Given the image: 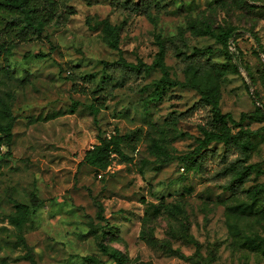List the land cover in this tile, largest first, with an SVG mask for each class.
Returning a JSON list of instances; mask_svg holds the SVG:
<instances>
[{"label":"rangeland","instance_id":"374dc122","mask_svg":"<svg viewBox=\"0 0 264 264\" xmlns=\"http://www.w3.org/2000/svg\"><path fill=\"white\" fill-rule=\"evenodd\" d=\"M110 1L72 0L66 26L36 40L0 25V42L12 47L0 52V110L5 102L16 118L10 142L0 132V264H112L101 243L121 251L123 264H264V0H168L151 18L115 12ZM206 24L237 32L225 45L202 34ZM180 33L189 53L205 50L211 61L181 72L167 54L169 77L183 85L163 88L152 66L157 40ZM121 57L146 72L116 89L95 122L93 96L72 90L69 67L98 82L102 62ZM210 90L232 131L252 132L255 172L243 198L183 161L195 156L206 119L192 107ZM103 133L130 135L129 159L115 154L105 171L80 164ZM217 166L209 158V171ZM15 201L32 208L22 229L10 219Z\"/></svg>","mask_w":264,"mask_h":264},{"label":"trees","instance_id":"16d2710c","mask_svg":"<svg viewBox=\"0 0 264 264\" xmlns=\"http://www.w3.org/2000/svg\"><path fill=\"white\" fill-rule=\"evenodd\" d=\"M72 0H0V25L12 32L21 41L36 40L42 37L49 26L56 28L65 27L71 16L76 14V9L70 4ZM168 0H111V9L121 14L135 15L144 14L152 17L154 12H167ZM202 34H208L223 44L236 34L233 27L221 25H205ZM112 35L117 36L118 31L113 28ZM159 53L152 65L157 66L163 72L161 79L156 81L158 85L182 86L183 83L171 79L167 66L164 63L167 54L173 55L176 60L177 69L181 72H189L195 62L204 65L210 64L211 58L205 50L195 48L189 53L191 39L180 33L164 39L158 38ZM114 44V43H113ZM115 46V45H114ZM11 46L0 42V52L10 54ZM102 75L97 82L95 74L84 73L78 66H70L66 78L71 81L72 90L85 95H92L93 101L87 104V108L94 116L95 122L98 119L101 104L113 97L115 90L120 87H130L143 78L146 72V64L143 61L130 62L121 57L114 61L102 62ZM152 68V67H151ZM199 70V69H198ZM86 88H92L88 93ZM164 90V89H163ZM163 92L156 91L159 99ZM79 102H74L71 108L73 112ZM0 110V132L4 133L10 142L13 136V128L16 118L5 102L1 103ZM205 113V122L200 124L203 137L194 157H184V164H190L189 168L196 170L207 180L230 191L234 196L243 198L248 194L246 184L252 179L255 166L249 163L253 149L252 132L247 129H240L233 132L229 122H233L229 114L222 113L218 93L214 90L204 91L201 98L194 104L192 110L201 109ZM130 135L110 134L107 137L104 133L99 134L98 143L87 150L80 164H87L101 171H105L112 163L114 155L117 154L129 159L122 150V143L127 142ZM211 143H219V147H210ZM1 146V142H0ZM10 147V143L7 145ZM209 158L218 159V166L211 172L208 169ZM259 171H257L258 173ZM16 211L10 215L11 221L22 229L28 221L32 208L29 204L15 201ZM244 208H250L243 204ZM102 209H100V212ZM100 247L104 254L112 258V264H123L124 255L115 248H109L102 243ZM91 264H104L98 259L88 257Z\"/></svg>","mask_w":264,"mask_h":264}]
</instances>
